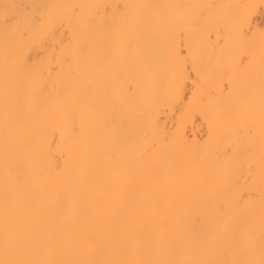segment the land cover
Segmentation results:
<instances>
[{
	"label": "bare ground",
	"instance_id": "6f19581e",
	"mask_svg": "<svg viewBox=\"0 0 264 264\" xmlns=\"http://www.w3.org/2000/svg\"><path fill=\"white\" fill-rule=\"evenodd\" d=\"M0 264H264V0H0Z\"/></svg>",
	"mask_w": 264,
	"mask_h": 264
}]
</instances>
